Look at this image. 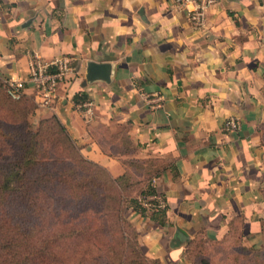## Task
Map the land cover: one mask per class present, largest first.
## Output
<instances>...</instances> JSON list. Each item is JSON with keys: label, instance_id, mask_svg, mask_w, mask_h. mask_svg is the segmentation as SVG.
<instances>
[{"label": "crops", "instance_id": "0c3cea01", "mask_svg": "<svg viewBox=\"0 0 264 264\" xmlns=\"http://www.w3.org/2000/svg\"><path fill=\"white\" fill-rule=\"evenodd\" d=\"M32 59L75 69L44 106ZM88 62L109 64V82H86ZM0 77L25 81L35 117L56 116L113 177L124 161L153 162L166 224L131 219L148 257L192 264L198 232L218 240L237 216L251 229L264 214V0H220L200 31L174 0H0Z\"/></svg>", "mask_w": 264, "mask_h": 264}, {"label": "trees", "instance_id": "16d2710c", "mask_svg": "<svg viewBox=\"0 0 264 264\" xmlns=\"http://www.w3.org/2000/svg\"><path fill=\"white\" fill-rule=\"evenodd\" d=\"M24 100L34 101L27 96L12 100L7 94V84L0 77V105H15L14 108L11 106L13 116L21 117L22 121L25 120L22 111L27 110ZM72 100L75 105L88 102L82 91L76 92ZM19 146V156L15 161L0 164V264H27L34 259L39 260L38 264H69L57 259L54 245H72L80 235L92 236L96 241L100 238L96 227L91 224L71 225L64 229L49 226V214L44 209H34L35 191L47 183L65 186L74 201L101 199L108 219L114 224L109 238L115 247L107 251L109 262L116 260L118 247L125 253L124 247L128 255L127 264H161L159 259L146 255L138 241L139 232L124 216L129 204L135 213L148 217L154 226H165L166 209L148 212L138 201L139 197L156 195L152 179L159 174V170L152 167V161H124V173L113 177L107 169L82 154V147L56 116L42 120L36 130L26 125ZM50 158L63 167L49 168L46 162ZM133 174L140 179L136 182L138 189L132 195L127 193L130 189L127 182L132 180ZM199 249V244L195 246L194 241L189 243L187 258L191 260V253ZM191 261L192 264H208L204 260Z\"/></svg>", "mask_w": 264, "mask_h": 264}, {"label": "rangeland", "instance_id": "374dc122", "mask_svg": "<svg viewBox=\"0 0 264 264\" xmlns=\"http://www.w3.org/2000/svg\"><path fill=\"white\" fill-rule=\"evenodd\" d=\"M5 82L6 80L3 79ZM3 94V93H2ZM27 100V99H26ZM24 100L27 110L22 111V121L14 118L12 108L0 105V164L13 162L19 156V140L25 135L26 125L31 130H36L42 120L46 118L35 117L38 105L30 100ZM12 106V108H11ZM8 109L9 112L6 110ZM18 116V115H17ZM51 169H60L62 164L50 158L46 162ZM132 176V175H131ZM138 176H132V180L127 182L130 186L128 194L134 193L138 189L136 182ZM101 194V191L97 192ZM34 209L49 214L50 224L53 229H64L71 225L91 224L96 227L100 238L96 241L92 236H78L72 245H54L53 252L60 262L69 264H127L128 255L125 248L118 247L119 251L116 260L108 261L107 251L114 248V244L109 238L110 229H114V224L108 219V214L103 208L101 199L91 202L87 199L74 201L68 189L59 183H47L35 191ZM134 210L126 206L124 216L131 221ZM246 221L243 216H237L232 220L230 226L223 236L218 240L212 239L206 233L200 231L196 239L192 240L200 245L199 251L191 253V260L198 262L204 260L208 264H264V214L257 218L258 224L253 228L247 229ZM234 222V225H233ZM134 224V223H133ZM48 226V225H46ZM104 233L107 238L101 235ZM116 245V244H115ZM188 248V247H187ZM186 257L187 249H186ZM189 260V259H188ZM189 260L190 263L192 261ZM38 259L28 261L27 264H38ZM161 264H163L161 262Z\"/></svg>", "mask_w": 264, "mask_h": 264}, {"label": "built area", "instance_id": "2783aa9c", "mask_svg": "<svg viewBox=\"0 0 264 264\" xmlns=\"http://www.w3.org/2000/svg\"><path fill=\"white\" fill-rule=\"evenodd\" d=\"M220 0H174V6L186 13L192 27L200 31L206 25V12L209 7L217 4ZM75 69L66 60L44 62L40 59H32L29 67L28 82L31 83L37 97L39 106L46 105L55 95L56 90L66 80L73 77ZM7 94L12 100H19L24 96L25 81L6 80ZM81 112L87 116L90 114V103L81 105ZM239 121L233 118L225 122V129L230 132L238 131ZM140 205L148 212L164 211L166 203L159 195L139 197Z\"/></svg>", "mask_w": 264, "mask_h": 264}, {"label": "water", "instance_id": "95a60500", "mask_svg": "<svg viewBox=\"0 0 264 264\" xmlns=\"http://www.w3.org/2000/svg\"><path fill=\"white\" fill-rule=\"evenodd\" d=\"M110 79V65L106 63L88 62L85 70V80L88 83L94 81L109 82ZM181 242L186 241V236L182 232H178Z\"/></svg>", "mask_w": 264, "mask_h": 264}]
</instances>
